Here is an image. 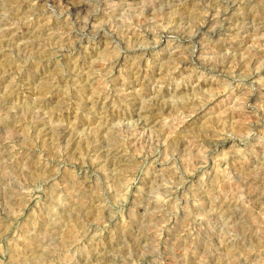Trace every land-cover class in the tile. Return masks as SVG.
Listing matches in <instances>:
<instances>
[{
	"label": "rangeland",
	"instance_id": "obj_1",
	"mask_svg": "<svg viewBox=\"0 0 264 264\" xmlns=\"http://www.w3.org/2000/svg\"><path fill=\"white\" fill-rule=\"evenodd\" d=\"M0 264H264V0H0Z\"/></svg>",
	"mask_w": 264,
	"mask_h": 264
},
{
	"label": "bare ground",
	"instance_id": "obj_2",
	"mask_svg": "<svg viewBox=\"0 0 264 264\" xmlns=\"http://www.w3.org/2000/svg\"><path fill=\"white\" fill-rule=\"evenodd\" d=\"M78 5H80V2H79V4ZM78 7V6H77ZM79 26V25H78ZM25 30V29H24ZM246 183V182H245Z\"/></svg>",
	"mask_w": 264,
	"mask_h": 264
}]
</instances>
